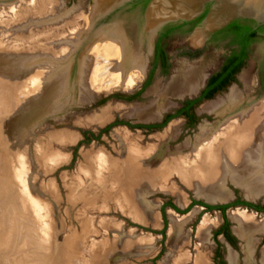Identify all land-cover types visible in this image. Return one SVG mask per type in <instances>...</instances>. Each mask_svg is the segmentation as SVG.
<instances>
[{"label": "rangeland", "instance_id": "1", "mask_svg": "<svg viewBox=\"0 0 264 264\" xmlns=\"http://www.w3.org/2000/svg\"><path fill=\"white\" fill-rule=\"evenodd\" d=\"M95 1L33 0L30 3L29 0H0V59L7 55H10L11 59H18V57L21 59L20 69L17 68L18 77L15 81L9 78L0 84V112L10 102L12 96L14 104L20 103L23 106L36 99L42 86L39 87L40 89L34 87L35 77L32 79V75L35 76V73L33 71L39 68L45 73L43 80L51 82L52 76H55V73L61 71L62 68L64 69L70 54H76L77 46L74 43L78 44L89 34L99 31L102 19L96 21L94 27H91L93 12L97 7ZM11 7L16 10L11 11ZM30 16L34 17L30 18ZM32 21L36 22V25L30 24ZM110 22L111 25L117 23L122 26L130 39L134 52L147 60L145 74L139 76L140 84L130 90L116 89L101 92L93 95L86 102L80 101L81 92L73 93L72 96L76 95V97L72 100L66 94L68 97H62V102L56 107V112L49 111L48 114L45 113L46 115L34 118L25 125L21 137L17 136L18 134L16 135L13 130L15 126L20 127V124L14 122L15 115L3 119L6 120L7 125L1 135L6 138L5 144L9 148L5 155L16 190L18 189L17 169H14V165L22 159L26 165H24L26 167L24 178L27 179L25 181L30 183L28 185H33L32 188L40 193L39 198L47 206L46 212L43 211L42 214H49L48 235L45 234L46 236L40 232V229H37V225L35 227L33 221L29 220V226L36 228V232L33 231L35 235L27 233L28 227L13 222L10 234L15 237V245L14 251L8 252L10 256L7 261H12L13 264L19 257L15 252H19L28 264H197V254H200L203 264H230V256L235 258V264H245L244 241L235 234V224L231 220V215L237 211H245L255 220H264V213H255L246 210L245 207L234 205L239 201L264 206V194L254 200L247 199L244 192L228 180L224 184L230 195L227 201H206L195 195L179 176L171 174L164 184L167 191L149 192L143 198L144 203L152 206L155 218L157 217L156 222L154 224L141 223L137 220L136 222L129 216L128 211L120 209L116 204L114 191L117 188L112 189L111 181H108L107 185L96 181V164L93 158L98 156V152H104L107 155V162L110 164L107 168L110 167L111 173L109 171L104 175L107 179H111L113 171L119 165L116 158H118L120 141L115 137V132L120 131L127 134L132 140L131 143L144 151L156 149L159 146L157 136L163 134L171 124L177 127L176 137L166 144L168 147L162 148L161 153L168 157L179 146H183L184 149L180 155L189 157L198 142L200 128L205 125L212 127L217 120L213 114L202 109L208 102L221 99L235 90L245 100V103L252 101V105H263L264 107V88L261 89L259 86L258 76L254 69V56L250 57L242 68L234 84L211 100L202 101L194 107L193 124H189L184 117H176L159 129L140 128L160 125L167 116L174 115L185 101L196 98L208 78L218 70L225 50L222 46L209 47L202 56L188 59L184 56L186 52L201 47L202 42H198L195 38L198 33L171 36L165 45L169 59L168 67L164 70L157 66L152 70L153 53H148V42L143 33L144 26L126 7L115 12ZM77 32H80L79 37L76 36ZM62 44L66 45V54L69 51L67 58L66 54L61 51L64 48ZM181 63L203 69V84L194 94L169 98L171 107L169 106L161 113V116L153 121L143 123L133 118L129 119L123 114L121 106L130 107L151 103L154 100L151 90L157 85L166 86L176 66ZM20 83L21 88L16 92L15 89ZM75 85L78 91V84ZM32 93H35L34 96ZM110 106H113V110L104 124H96L92 121L96 113ZM260 117H264L263 111H260ZM109 157L114 160H110ZM53 158L54 163H51L50 159ZM168 161L172 160L169 158ZM83 170L88 171L91 176L84 175ZM121 181L120 184L124 187L125 178L123 176ZM0 185L3 184L0 183ZM2 191L3 186L0 187V199H3L6 194ZM177 193L180 194L184 204L177 201V196H175ZM2 204L3 202L0 201V209H2ZM201 204L211 208L220 206H229V208L223 216L219 211H209ZM168 205H172L177 211ZM2 210L4 213L9 211L4 207ZM204 219L210 221V229L207 231L206 239L200 241L197 238V230ZM172 220L179 221L177 230L173 233ZM225 222L232 244H229L222 235H217ZM18 231L21 241L20 237L18 238ZM2 235L3 230L0 229V242H3ZM11 235L7 238L9 243L13 238ZM46 238L47 241L44 240ZM254 239L250 261L252 264H262L264 232L255 234ZM148 240L149 242L146 243ZM37 243L41 245L40 250L36 247ZM132 248H140V250H131ZM1 255L0 263L4 264ZM44 258L47 259L46 262ZM25 262L18 264H26Z\"/></svg>", "mask_w": 264, "mask_h": 264}, {"label": "bare ground", "instance_id": "2", "mask_svg": "<svg viewBox=\"0 0 264 264\" xmlns=\"http://www.w3.org/2000/svg\"><path fill=\"white\" fill-rule=\"evenodd\" d=\"M29 2L31 3L33 0H29ZM95 2L97 7L94 9L92 22L94 18L100 16L108 8L112 7L117 0H96ZM14 10L16 9L11 7V11ZM32 15L35 14L32 13ZM31 17L34 16H30V18ZM52 19L50 21H52ZM33 21H35V19ZM33 21L30 24L34 23ZM79 33L77 32V37H79ZM196 33H198L195 36L196 40L202 42V33ZM74 44L77 46V51L74 55L71 53V56H69V51H67L68 53L66 54V45L62 44L64 46L61 50L62 53L66 54V58L68 56L70 58L68 57L69 60L67 59V64L65 63L64 69L61 67L62 70L55 73V76H52L51 82L43 80L45 78V73L39 70V68L33 71L35 73V76L32 75V79L35 77L34 87L39 88L42 86V89L39 88L40 93H37L38 96L36 99L33 98L34 100L23 106L20 103L14 104L12 96L10 97V102L6 104L5 107L3 105L4 110L0 112V118H2L0 120V183L3 184L0 185V187L3 186L2 193H6L0 201L3 202L2 209L4 207V209L10 211L7 210L8 212L4 213L3 210L0 209V229L3 230L2 236L4 237L2 238L3 242H0V255L2 254L1 256L4 260V264H12V261L8 262L7 260L10 256L8 252L14 251L15 245V237L10 234L13 222L28 227L27 233L31 234L33 231L36 232V228L33 229L29 226V220L33 221L35 227L37 225V229H40V232L45 235L48 233L49 214H42L43 211L46 212L47 206L42 203L39 198L41 197L39 195L40 193L32 188L33 185L30 186L28 185L30 183L25 181L27 180L24 178L26 177V172L24 170L26 167H24L25 164L22 159L18 160L17 165H14V169H17L16 178L18 189L16 190L13 175L5 155L7 151H9V148L8 145L5 144L6 138L1 135L2 130H4L7 125L6 120L3 119L15 115L14 122L20 124V127L15 126L13 130L15 134H18H16L17 136L21 137L27 123L38 116H42L43 114L46 115L45 113L48 114L49 111H55L59 103L62 102V97L69 96V99L72 100L76 97V95L72 96L73 93L81 92V97L79 95L80 101L86 102L91 99L93 95L101 92H108L116 89H133L140 84L139 76H143L147 68V60L134 52L128 35L123 31L122 26L117 23L95 33H91V35L89 34L86 36L82 42ZM67 46L69 47V45ZM85 46L87 47L84 48ZM56 47L58 48V46ZM9 56L10 55L3 56L0 59V84H3V82L9 78L15 81L16 77H18L17 72L18 69H20L21 59H19V57L18 59H11ZM58 56L60 57V55ZM176 67L166 86L161 87L157 85L151 90V95L154 98L151 103L137 106L132 105L130 107L121 106L124 112L123 114L129 117V119L133 118L143 123L153 121L161 116L163 111L169 108L171 105L168 101L169 98H178L184 95L194 94V92L202 86L204 81V72L202 68L187 66V64L185 65L183 63ZM75 84L79 86H77V89L79 88L78 91H76ZM17 87L18 88L15 89L16 92L21 88V83ZM29 97L31 99V96ZM18 101L20 102V99ZM251 102L245 103V100L235 90H232L227 96L221 99L211 103L208 102L209 104L207 103L202 109L213 114L217 120L212 127L205 125L200 128L198 142L192 149L189 157L180 155L182 149H184L183 146H179L176 151L169 154L168 157H165L164 154L161 153L162 148L176 137L178 130L175 124H171L163 134L157 136L159 146L157 145L158 147H156V149H147L144 151L139 150L138 147L136 148L134 144L131 143L132 140L127 134L120 131L115 132V137L120 141V145H118L119 153H117L118 158H116V160L118 159L117 162L119 165L116 170L113 171L111 179H107L104 174L110 171V167L107 168V165L110 164L107 162V155H105L104 152H98V156L96 155L95 158H93L96 164V181L100 183L103 182L106 185L109 183L108 181H111L110 185L112 189L117 188L114 194L118 207L128 211L129 216H131L133 220L141 221V223L147 222L154 224L156 222L157 217L155 218L152 206L144 203L143 198L149 192L157 193V191H165V181L171 174L179 176L186 185L193 190L195 195L204 198L206 201H227L230 195L225 189L224 184L228 180L236 187L240 188L247 199L254 200V198L264 194V117H260V111L264 112V107L263 105L255 104L254 106L252 105L253 102ZM112 107L110 106L96 113L92 121L96 124H104L110 116L109 113L113 110ZM169 158L172 160L171 162H167ZM54 160V158L50 159L51 163H54ZM110 160H114V158H110ZM117 162H115L116 165ZM121 163L123 167H121ZM82 172H84V175L91 176L88 171L83 170ZM109 173H111V171ZM122 176L125 178L124 187L122 186L123 184H120L122 182ZM175 196H177V201L181 203L182 198L180 194L177 193ZM231 220L235 224V234L244 241L246 254L245 264H252L250 255L255 243L254 236L257 233L264 232V220H255L252 215H248L244 211L234 212L231 215ZM209 222L204 219L200 223L199 229L197 230V238L200 241L206 239L207 231L210 229ZM178 223L179 221H173L171 225L172 233L177 230ZM156 226L157 225H155V227ZM33 234L35 235V233ZM10 235L13 236L14 239L12 238L9 243L7 238H9ZM19 237L18 231V238ZM44 240L47 241V238ZM143 241L145 244V240ZM147 242H149V240L146 241V243ZM7 243L8 245H6ZM36 247L39 250L41 249V245L38 243ZM147 249H149V247ZM131 250L139 251L140 248H132ZM15 253L19 255V257L13 264L25 262L21 257V253ZM46 257L47 256H45V258ZM45 258L44 260L46 262L47 259ZM229 261L230 264H235V258L233 256H230ZM25 263L28 264L27 262ZM196 263L203 264V258L200 254H197ZM261 263L264 264V255Z\"/></svg>", "mask_w": 264, "mask_h": 264}, {"label": "water", "instance_id": "3", "mask_svg": "<svg viewBox=\"0 0 264 264\" xmlns=\"http://www.w3.org/2000/svg\"><path fill=\"white\" fill-rule=\"evenodd\" d=\"M133 1L119 0L94 18L91 27L100 19L99 30L111 26V16L126 7L144 26L147 50L151 54L155 37L162 27L193 21L205 12L201 23L193 31L202 33L201 45L212 33L235 21L252 23L256 27L264 26V0H150L143 12L139 8L127 6Z\"/></svg>", "mask_w": 264, "mask_h": 264}, {"label": "trees", "instance_id": "4", "mask_svg": "<svg viewBox=\"0 0 264 264\" xmlns=\"http://www.w3.org/2000/svg\"><path fill=\"white\" fill-rule=\"evenodd\" d=\"M150 0H145L142 4V9H145L147 4L149 3ZM206 15V12L200 16L195 22L194 25H198L204 16ZM170 25L165 26L159 36L158 42L156 44V51L158 57H160L161 62H162V67L164 70L168 67V63L166 61V56L164 52L162 51L163 49L159 46V43L161 40L167 38L170 36L172 31L176 28H169ZM262 31H264V26L260 28ZM224 36L230 37L231 42L229 46L232 45H238L240 48V54L237 56L234 55L235 50L231 51L233 55L230 56L228 59L227 63L220 69V71L213 76H211L208 81L207 85L205 87V90L201 93V96L193 101H185L183 103V107L179 109L174 115L172 116H167L165 120L157 126H151V127H140V128H145V129H159L165 126L171 119L176 118V117H186L187 120L189 121V124L194 123V117L193 115L189 114L195 106H197L199 103L205 100H209L213 97V95L219 91H223L231 82H233L232 75L239 71L241 66L243 65L242 61L245 58V55L247 53V45L251 40V37L253 35V32H251L250 28L247 26H241L239 22L235 21L231 23L227 28L223 30ZM236 62V63H235ZM216 84V85H215ZM214 85L213 88H211ZM195 205V204H194ZM204 208L207 210H218L222 213L224 216L225 211L227 210V206H220L217 208H211L209 206L201 204ZM235 205H242L244 207H247L248 209H252L258 213H264V206H255L251 205L248 203H243V202H235ZM169 207L173 208L174 210L177 211L176 208H174L172 205H168ZM217 235H224L225 238L232 242V239L229 238L228 236V230H227V224L226 222L224 223L223 227L221 230L217 233Z\"/></svg>", "mask_w": 264, "mask_h": 264}, {"label": "flooded vegetation", "instance_id": "5", "mask_svg": "<svg viewBox=\"0 0 264 264\" xmlns=\"http://www.w3.org/2000/svg\"><path fill=\"white\" fill-rule=\"evenodd\" d=\"M145 0H134L131 4H128L127 6H130V7H135V8H139L141 10V12H143L145 9H142V4ZM198 19V18H197ZM193 20V21H190V22H185V23H182V24H179V25H170L169 28H176L172 31V33L170 34L169 37L161 40V42L159 43V46L163 49L162 51L164 52L165 56H166V61L168 63L169 59H168V54L167 52L165 51V45L166 43L168 42L169 38L173 35H180V36H187L189 34H191L194 29L196 27L199 26V23L198 25H194V22L197 20ZM239 24L241 26H247L250 28L251 32H253V35L251 37V40L250 42L248 43L247 45V53L245 55V58L243 59L242 63L243 65L241 66V68L239 69V71L235 72L233 75H232V78H233V82H231L228 86H230L231 84H234L236 82V79H237V75L240 73V71L242 70V68L246 65V63L248 62V60L250 59V57L254 56V69L257 73V76H258V80H259V86L260 88H264V31H262L260 28L262 26H259V27H256V26H253L252 23H247V22H239ZM229 26V25H228ZM165 27V26H164ZM162 27L156 37H155V40H154V43H153V67H152V70H154L157 66H160L162 69V62H161V59L160 57H158L157 55V51H156V44L158 42V39H159V36H160V33L162 31V29L164 28ZM227 28V26L225 27ZM221 29L219 31H216L214 33H212L210 36H208V38L204 41V43L201 45V47L199 49H196L194 51H191V52H186L184 54L185 57H187L188 59H193V58H198L200 56H202V54L209 48V47H218V46H222L225 50V53L222 54L221 56V61H220V65H219V68L218 70L213 73L211 76H213L214 74L218 73L220 71V69L227 63L228 59L230 58L232 54V50L234 51L235 50V53L234 55H238L240 54V48L238 45H232V46H229L230 42H231V39L230 37H226L224 36V33H223V30L225 29ZM236 63V62H235ZM210 76V77H211ZM209 77V78H210ZM208 78V79H209ZM208 81V80H207ZM207 85V82L204 86V88L201 90V92L199 93V95L194 98V99H191V100H187V101H193V100H196L198 99L200 96H201V93L205 90V87ZM216 85V84H215ZM227 86V87H228ZM214 85L211 87L213 88ZM227 87L225 89H227ZM224 89V90H225ZM223 90V91H224ZM223 91H219L217 93H215L213 95L216 96L220 93H222ZM212 97V98H213ZM211 98V99H212ZM209 99V100H211ZM207 101V100H205ZM183 107V104L181 106V108ZM180 108V109H181ZM194 110V109H193ZM192 110V111H193ZM192 111L189 113L192 115ZM185 119H187L186 117H184ZM235 205V204H234ZM237 206H240V207H244L242 205H237ZM229 208V206H227ZM227 208V209H228ZM246 210H251V211H254L252 209H248L247 207H245ZM218 211V210H217ZM220 212V211H219ZM226 212V211H225ZM243 212V211H242ZM245 212V211H244ZM255 213H258L256 211H254ZM221 213V212H220ZM222 214V213H221ZM225 214V213H224ZM224 238L225 236L222 235ZM225 240L229 243V244H232V242L228 241L226 238Z\"/></svg>", "mask_w": 264, "mask_h": 264}]
</instances>
